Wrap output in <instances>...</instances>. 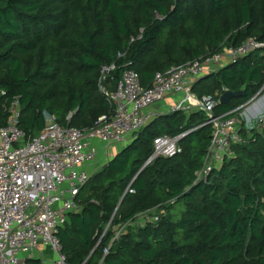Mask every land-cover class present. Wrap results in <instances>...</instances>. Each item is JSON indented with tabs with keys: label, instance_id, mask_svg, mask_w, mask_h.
Wrapping results in <instances>:
<instances>
[{
	"label": "trees",
	"instance_id": "1",
	"mask_svg": "<svg viewBox=\"0 0 264 264\" xmlns=\"http://www.w3.org/2000/svg\"><path fill=\"white\" fill-rule=\"evenodd\" d=\"M251 37L264 43V0H0V124L18 98L28 135L45 128V112L89 130L112 111L100 89L103 66H116L105 81L111 90L129 68L148 88L159 72ZM263 86L264 46L203 73L191 91L219 100L244 89L217 103L213 113L224 115ZM241 111L228 116L238 117L246 142L232 144L233 154L204 179L198 172L213 131L206 111L171 108L132 134L92 172L61 227L67 260L264 264V126L248 129ZM162 135H182L181 150L151 159Z\"/></svg>",
	"mask_w": 264,
	"mask_h": 264
},
{
	"label": "built area",
	"instance_id": "2",
	"mask_svg": "<svg viewBox=\"0 0 264 264\" xmlns=\"http://www.w3.org/2000/svg\"><path fill=\"white\" fill-rule=\"evenodd\" d=\"M262 46L263 42L251 37L203 61L195 60L166 73L159 72L148 88L141 84L137 71L129 68L117 88L111 90L105 81L116 66H103L100 89L112 111L102 115L89 130L63 126L45 112V128L37 135H28L19 125L17 98L9 108L7 122L0 124V264H33L29 258L41 245L52 249L55 255L52 264H71L62 252L59 231L70 214L79 209L78 195L92 174L90 166L96 162L100 150L97 143H105L106 150L114 143L126 144L132 134L159 114L151 112L150 107L169 94L179 95L172 109H200L208 113L206 123L212 124L213 131L204 167L198 172L199 178H206L213 167L233 154L232 144L246 142L240 131V120L228 115L242 110L241 116L247 119L246 110L264 94V86L245 104L224 115H215L213 110L220 100L211 96L197 97L191 91L192 83L203 73ZM255 122L253 125L252 120L247 119L248 129L264 126V110ZM181 136L157 137L151 159L179 152ZM123 227L115 237H119ZM107 253L105 249V255Z\"/></svg>",
	"mask_w": 264,
	"mask_h": 264
},
{
	"label": "crops",
	"instance_id": "3",
	"mask_svg": "<svg viewBox=\"0 0 264 264\" xmlns=\"http://www.w3.org/2000/svg\"><path fill=\"white\" fill-rule=\"evenodd\" d=\"M179 95L176 94H169L167 97H165V99L161 102V107L160 108H152L154 113H161V112H165L167 110H170L172 108V106L176 103V101H178ZM264 110V97H260L257 99V102L252 104L249 108H248V118L249 120H251L252 118H254L255 116L259 115L260 113H262V111ZM246 119V120H247ZM98 146L100 147V150L98 151L97 154V159L98 161H105V159L107 160V155L108 152L105 148H102L103 144L101 143H97ZM120 146L117 147L116 151H119V149H122L123 146H121V144H119ZM112 156L115 154V152H111ZM111 156V157H112ZM110 157V158H111ZM109 158V159H110ZM105 163V162H104ZM97 162H95L94 164H92V166H90V171L94 172L95 171V167H96ZM142 217V214H141ZM52 251V249L49 246H45V245H41L39 247V249L37 251L34 252V254L32 255V258H29V261L31 263H33L32 260H35L36 263L42 264L43 261H45V264H50L49 261H47V256L48 253ZM35 264V263H33Z\"/></svg>",
	"mask_w": 264,
	"mask_h": 264
},
{
	"label": "rangeland",
	"instance_id": "4",
	"mask_svg": "<svg viewBox=\"0 0 264 264\" xmlns=\"http://www.w3.org/2000/svg\"><path fill=\"white\" fill-rule=\"evenodd\" d=\"M261 97H264V94ZM160 107H161V102L153 104L150 108H153L154 109V108H160ZM246 113H248V110H246ZM259 115L255 116L254 118L251 119L253 125L256 124L255 121H256V119H257V117ZM244 117H246V116H244ZM245 123H247L246 118H245ZM119 144H121V146L125 145L124 143H114V144H111L110 146H108V149H107V152H108L107 158L108 159L112 156L111 152H115V153L118 152L116 150H117V147L120 146ZM104 146H105V143L103 144L102 148H104ZM107 160L106 159H105V161H98V160H96L97 164H96L95 170L96 169H99L104 164V162H106ZM54 259H55V255L53 254V251H50L48 253V256H47V259L46 260L49 261L50 264H52Z\"/></svg>",
	"mask_w": 264,
	"mask_h": 264
},
{
	"label": "water",
	"instance_id": "5",
	"mask_svg": "<svg viewBox=\"0 0 264 264\" xmlns=\"http://www.w3.org/2000/svg\"><path fill=\"white\" fill-rule=\"evenodd\" d=\"M245 95V90L241 89L238 91L226 90L220 96V103L222 104H230L234 98H241ZM251 100V99H250Z\"/></svg>",
	"mask_w": 264,
	"mask_h": 264
}]
</instances>
